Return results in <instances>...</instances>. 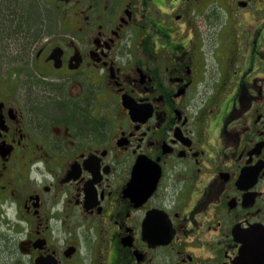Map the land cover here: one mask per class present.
<instances>
[{"label": "flooded vegetation", "instance_id": "1", "mask_svg": "<svg viewBox=\"0 0 264 264\" xmlns=\"http://www.w3.org/2000/svg\"><path fill=\"white\" fill-rule=\"evenodd\" d=\"M29 3L0 0V264H236L264 0Z\"/></svg>", "mask_w": 264, "mask_h": 264}, {"label": "water", "instance_id": "2", "mask_svg": "<svg viewBox=\"0 0 264 264\" xmlns=\"http://www.w3.org/2000/svg\"><path fill=\"white\" fill-rule=\"evenodd\" d=\"M239 240L242 245L236 264H248L249 257H257L259 258L258 264H264V224L242 232Z\"/></svg>", "mask_w": 264, "mask_h": 264}, {"label": "trees", "instance_id": "3", "mask_svg": "<svg viewBox=\"0 0 264 264\" xmlns=\"http://www.w3.org/2000/svg\"><path fill=\"white\" fill-rule=\"evenodd\" d=\"M8 1V3L12 6V7H18L17 6V4H18V2L19 3H22L23 4V2H24V6L25 7H30V8H32V7H38V5H34V3H32V4H30L29 3V0H7ZM23 1V2H22ZM29 3V4H28Z\"/></svg>", "mask_w": 264, "mask_h": 264}, {"label": "rangeland", "instance_id": "4", "mask_svg": "<svg viewBox=\"0 0 264 264\" xmlns=\"http://www.w3.org/2000/svg\"><path fill=\"white\" fill-rule=\"evenodd\" d=\"M240 37H241V35H240ZM234 45H237V42H234V43H231V44H229L228 46H230V47H233ZM237 48V47H236ZM236 55H243L242 57H241V60H244V55H245V51H243L242 49H237V50H235V52H234Z\"/></svg>", "mask_w": 264, "mask_h": 264}]
</instances>
